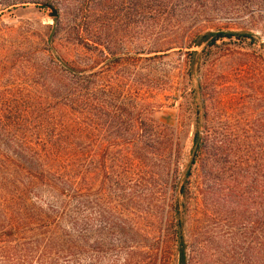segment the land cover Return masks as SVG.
Segmentation results:
<instances>
[{
    "label": "rangeland",
    "instance_id": "374dc122",
    "mask_svg": "<svg viewBox=\"0 0 264 264\" xmlns=\"http://www.w3.org/2000/svg\"><path fill=\"white\" fill-rule=\"evenodd\" d=\"M94 2L0 0V114L30 121L18 128L23 140L49 136L64 153L53 166L81 187L58 223V199L27 195L32 218L35 206L48 212L53 239L2 245L0 264H175L170 209L195 128L206 148L193 180L238 201L211 195L188 211L192 264H256L245 253L264 231V14L249 22L216 11L164 16L143 0ZM215 29L251 36L189 43ZM8 159L0 145V200Z\"/></svg>",
    "mask_w": 264,
    "mask_h": 264
},
{
    "label": "trees",
    "instance_id": "16d2710c",
    "mask_svg": "<svg viewBox=\"0 0 264 264\" xmlns=\"http://www.w3.org/2000/svg\"><path fill=\"white\" fill-rule=\"evenodd\" d=\"M72 1L77 2L80 9H86L87 0ZM99 1L95 0L92 5H97ZM134 1L137 2L138 0ZM143 3L149 10L158 9V12L164 14V16H171L175 12L184 13L186 10L189 12L188 15L192 12L205 15L216 11L224 17L245 15L244 18L248 19L249 22H254L255 19L264 14V0H143ZM250 36L251 34L247 31L215 29L190 34L191 40L189 43L191 46L204 45L209 48L214 46L216 41L223 38L244 39ZM188 54L191 55L192 60L197 51L190 50ZM191 63L192 61H190ZM29 123L30 121L20 119L19 116H13L12 112L8 116H1L0 114V145L3 150L7 151V154L12 156L11 160L8 159L5 162V166L1 171L3 179L1 185L3 188L0 200V246L3 245V247L9 245L11 248L23 249L27 245L38 247L40 244L44 247L50 245L53 239L49 235V223L46 219L48 212L38 210V207L35 206L37 213L34 218L37 219L32 218L27 213L28 204H25L27 195L32 194L36 199L38 194L42 192L40 196L48 195L51 198L58 199L57 209L54 211L55 216L52 218L57 222L64 216L66 200L78 196L81 192L80 184L73 182V178L76 177L75 174L69 175L72 170H67L68 168L60 165L53 166L56 161L55 158L63 161L64 153L61 150H52L53 144L52 141L50 142L49 136L39 137L35 142L30 138V142L23 140L18 135V128L28 126ZM57 139L61 140V137L57 136ZM205 148L206 138L204 134L200 135L198 129L195 128L191 136L189 159L184 168L182 183L177 190L180 201L175 202L170 209L173 222L170 238L167 241L173 250L175 264H192L194 257L192 246L185 235V217L188 211L196 210L198 205L204 204V201L210 198L211 195L216 200L238 201V196L227 188L213 187L207 182L205 184L193 180L196 162L203 155ZM203 175L210 176L211 170H203ZM260 204L264 206V200H261ZM192 206H195V208H192ZM53 207V203L46 205V209L50 213H52ZM261 215L264 218V207ZM35 220L43 226L40 233L34 230V225L37 223ZM245 257H253L256 264H264V231L260 232V240L256 245L255 254L248 250ZM6 259L7 257L0 251V263L5 262Z\"/></svg>",
    "mask_w": 264,
    "mask_h": 264
},
{
    "label": "water",
    "instance_id": "95a60500",
    "mask_svg": "<svg viewBox=\"0 0 264 264\" xmlns=\"http://www.w3.org/2000/svg\"><path fill=\"white\" fill-rule=\"evenodd\" d=\"M47 7L50 9V12L48 13V15L51 17H55L56 10L51 5H47Z\"/></svg>",
    "mask_w": 264,
    "mask_h": 264
}]
</instances>
